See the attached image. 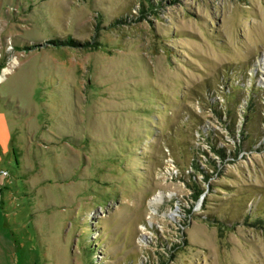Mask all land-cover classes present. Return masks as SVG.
<instances>
[{"label": "rangeland", "instance_id": "1", "mask_svg": "<svg viewBox=\"0 0 264 264\" xmlns=\"http://www.w3.org/2000/svg\"><path fill=\"white\" fill-rule=\"evenodd\" d=\"M0 77V264H264V0H0Z\"/></svg>", "mask_w": 264, "mask_h": 264}, {"label": "trees", "instance_id": "2", "mask_svg": "<svg viewBox=\"0 0 264 264\" xmlns=\"http://www.w3.org/2000/svg\"><path fill=\"white\" fill-rule=\"evenodd\" d=\"M254 90H257V89H254ZM258 91V90H257ZM232 103V102H231ZM255 110V109H254ZM229 110L227 109V112H228ZM231 127V126H230ZM232 128V127H231ZM247 128H249V125L247 126ZM233 129V128H232ZM246 135H247V133H246Z\"/></svg>", "mask_w": 264, "mask_h": 264}, {"label": "bare ground", "instance_id": "3", "mask_svg": "<svg viewBox=\"0 0 264 264\" xmlns=\"http://www.w3.org/2000/svg\"><path fill=\"white\" fill-rule=\"evenodd\" d=\"M0 79H1V77H0Z\"/></svg>", "mask_w": 264, "mask_h": 264}]
</instances>
